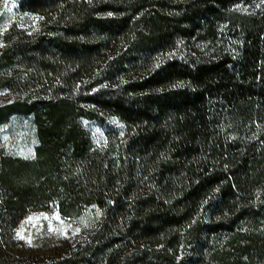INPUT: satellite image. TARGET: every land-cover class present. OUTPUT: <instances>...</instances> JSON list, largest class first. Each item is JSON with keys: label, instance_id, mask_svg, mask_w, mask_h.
I'll list each match as a JSON object with an SVG mask.
<instances>
[{"label": "trees", "instance_id": "1", "mask_svg": "<svg viewBox=\"0 0 264 264\" xmlns=\"http://www.w3.org/2000/svg\"><path fill=\"white\" fill-rule=\"evenodd\" d=\"M43 19L0 53V264H264V0H17ZM119 125L95 145L84 121ZM93 209L89 239L30 261L32 212Z\"/></svg>", "mask_w": 264, "mask_h": 264}, {"label": "rangeland", "instance_id": "2", "mask_svg": "<svg viewBox=\"0 0 264 264\" xmlns=\"http://www.w3.org/2000/svg\"><path fill=\"white\" fill-rule=\"evenodd\" d=\"M43 19L35 14L22 13L17 0H0V53L7 45L8 33L12 28L27 34L40 30ZM16 95L8 90L0 91V107L15 101ZM92 132L95 145L103 147L105 131L117 120L84 121ZM38 141L31 118H18L0 126V151L30 159L35 155ZM99 223L98 213L90 209L76 219L65 218L57 208L46 212L27 214L16 230V245L10 250L16 256L30 261H42L64 255L87 241Z\"/></svg>", "mask_w": 264, "mask_h": 264}]
</instances>
